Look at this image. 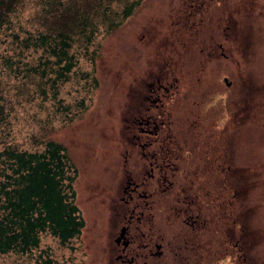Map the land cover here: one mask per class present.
<instances>
[{
    "label": "rangeland",
    "instance_id": "rangeland-1",
    "mask_svg": "<svg viewBox=\"0 0 264 264\" xmlns=\"http://www.w3.org/2000/svg\"><path fill=\"white\" fill-rule=\"evenodd\" d=\"M44 1L20 0L18 4L16 18L32 34L68 18L57 16L63 10L55 8L53 1L52 6ZM55 1L75 11L99 0ZM128 1L101 0L99 6L107 3L111 11L121 12ZM114 19L118 21L119 16ZM8 46L0 50V94L6 112L2 146L41 149L46 139L65 144L78 167L73 184L88 224L98 228L96 220L104 219L110 205L105 193L114 188L121 191L128 170L122 154L125 145L132 144L131 118L144 110V93L153 103L173 83L161 94L163 115L169 121L163 128L175 133L187 149L191 147L195 141L191 129L179 124L175 114L190 108L196 97L202 122L195 126L197 139L211 142L212 158L218 157L215 148L227 145L229 168L222 173L215 169L218 162L209 160L208 167L213 168L205 173L198 154L188 150L174 160L173 175L165 183V212L178 182H184V169L193 166L205 187L222 193L214 198L218 216L229 227L231 219L241 221L230 227L228 242L224 239L220 244L227 251L216 245L222 261L213 255L209 264H264V0H140L109 31L100 26L91 44L84 46L75 39L70 50L76 62L59 79L56 71L48 70L47 77H40L24 69L26 64L32 70L43 59L42 48L20 52L15 48V55H9ZM206 125L210 126L207 133L203 132ZM132 162L142 163L137 147ZM175 246L171 240L164 241L159 262L191 264L181 263L172 254ZM44 247L56 264H104L105 260L106 246L99 235L62 244L56 235L44 232L40 248ZM37 251L0 254V264H37Z\"/></svg>",
    "mask_w": 264,
    "mask_h": 264
},
{
    "label": "trees",
    "instance_id": "trees-1",
    "mask_svg": "<svg viewBox=\"0 0 264 264\" xmlns=\"http://www.w3.org/2000/svg\"><path fill=\"white\" fill-rule=\"evenodd\" d=\"M51 1L55 3V8L63 10L57 16L64 15L69 19L57 21L46 31L40 30L32 34L16 18L20 0H0V50L7 44L12 52L9 55L14 54L15 48L17 52L29 47L42 48L45 52L43 59L32 70L26 64L24 69L37 73L40 77H47L48 70L56 71L58 79L67 76L76 62L70 50L75 39L82 40L84 46L91 44L100 26L109 31L113 25L121 23L140 2L130 0L119 12L111 11L107 3L99 6L101 0L88 4L86 8H76L75 11H72V6L60 5L62 1L47 0L46 3L52 6ZM44 8L50 9L47 5ZM114 15L119 16L118 21L114 19ZM5 40L8 42L3 43ZM6 58L10 59L9 56ZM8 62L11 65L9 60ZM54 65L58 68L52 69ZM53 80L55 79L52 77L51 81L54 82ZM5 118L6 112L0 94V254H31L33 250H38L35 255L37 264H56L48 254V249L40 248V236L48 232L56 235L60 243L67 244L79 234L83 221L75 201L73 184L78 167L68 154L66 146L54 139L43 140L42 148L34 150L18 149L12 145L2 146ZM200 162L205 167L204 156ZM212 163H215L213 158ZM181 181L184 182H178L176 195L171 206H168L169 213L174 210V205L180 203L185 204L181 207L188 211L195 208L200 210L201 207L203 210L201 201H204V185L199 178L195 174H189L182 177ZM213 193V206H216L214 198L218 192ZM220 195L219 193L218 196ZM193 203L199 205H191ZM180 223L184 228H180L174 241L180 244V252H185L182 256L178 255L181 263L188 260L191 264H209L213 255L219 257L218 262L222 261L216 246L222 243V239L220 230L215 225H212L211 241L206 242L205 230H201L205 225L187 228L183 226V221ZM193 243L197 248L196 252L191 247ZM189 251L191 260L188 259Z\"/></svg>",
    "mask_w": 264,
    "mask_h": 264
},
{
    "label": "flooded vegetation",
    "instance_id": "flooded-vegetation-1",
    "mask_svg": "<svg viewBox=\"0 0 264 264\" xmlns=\"http://www.w3.org/2000/svg\"><path fill=\"white\" fill-rule=\"evenodd\" d=\"M172 84L170 83L165 87L164 91H168ZM164 91L159 92L156 98L153 99L154 102L150 104L148 103V95L144 93L143 112L138 110L137 114L131 118L132 123L130 125L132 126L128 124L131 127L130 142L132 144H129L130 146L125 145L122 154L123 163L128 170L125 172L121 191L118 192L114 188L105 193V196L109 197L110 205H108L109 208H106L104 219L96 220L98 221L96 223L98 228L94 227L93 222L88 224L84 211L80 207L83 223L79 234L73 238H77L80 243L86 239L94 238L95 235H99L101 239L103 238L106 246L102 256L103 260L105 258L104 264H161L157 258L163 253L164 241L169 240L176 243L172 254L177 257L180 254V244L174 241V236L179 233L180 228H184L180 221H183V226L187 228L199 224L205 225L201 229L205 230V241H211L213 231L212 191L204 186V201H201L203 210L201 207L200 210L195 208L188 211L187 208L181 207L185 204L180 203L174 205V210L169 213L165 212L164 202V192L168 187L165 186V183L167 178L173 175L172 168L176 167L174 160L181 158L188 150H194L200 161L204 156L205 173L210 172L213 168H209L207 163L209 160L212 162L211 142H208V139L199 142V139H197L198 134L195 131L197 123H202L200 121L201 112L197 109L200 101L195 96L203 91L196 93L190 108L177 111L176 117L180 121L179 124L183 123L188 131L191 129L189 131L190 137L195 139L194 144L188 149L179 138L175 137V133L166 127L163 128V125H167L169 122L163 115L161 94ZM152 108L157 111L155 113L150 112ZM204 116L207 119L206 112H204ZM209 123L212 127V121ZM204 127L203 132L206 131L205 133H207L210 126L206 125ZM222 128H224L223 125ZM136 147L142 159V163L139 165H134L132 162L133 150ZM215 150L218 156L217 158L215 156L216 159L213 158L215 162H218L215 163V169L222 173L227 172L224 167L229 168L225 164L229 148L227 145H223L220 150L218 148H215ZM184 170L185 173L182 177L194 174L195 171H193V166ZM197 198L200 199L198 195ZM191 205L199 204L193 203ZM168 206H171V204L169 203ZM166 213L168 215L172 214L173 218L165 220L164 214ZM203 214L206 216H203ZM232 221L234 222L235 219L233 218ZM225 222H220L222 243L228 242L230 236L229 225ZM92 226L93 230L90 233ZM215 226L217 229V224ZM231 236L234 237V234H231ZM193 245L195 243L191 247L196 252L197 248ZM224 250L227 251L225 248ZM163 262L164 260H162V264Z\"/></svg>",
    "mask_w": 264,
    "mask_h": 264
},
{
    "label": "water",
    "instance_id": "water-1",
    "mask_svg": "<svg viewBox=\"0 0 264 264\" xmlns=\"http://www.w3.org/2000/svg\"><path fill=\"white\" fill-rule=\"evenodd\" d=\"M224 81H225L227 84H229V83H230V81L227 79V77H226V76L224 77Z\"/></svg>",
    "mask_w": 264,
    "mask_h": 264
}]
</instances>
